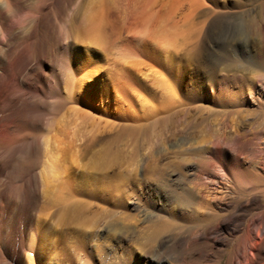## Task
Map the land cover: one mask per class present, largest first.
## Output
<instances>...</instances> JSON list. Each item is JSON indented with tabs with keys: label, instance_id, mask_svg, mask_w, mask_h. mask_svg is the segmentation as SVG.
<instances>
[{
	"label": "rangeland",
	"instance_id": "374dc122",
	"mask_svg": "<svg viewBox=\"0 0 264 264\" xmlns=\"http://www.w3.org/2000/svg\"><path fill=\"white\" fill-rule=\"evenodd\" d=\"M0 97V264L11 209L18 264H135L152 215L264 216V0H0Z\"/></svg>",
	"mask_w": 264,
	"mask_h": 264
},
{
	"label": "bare ground",
	"instance_id": "6f19581e",
	"mask_svg": "<svg viewBox=\"0 0 264 264\" xmlns=\"http://www.w3.org/2000/svg\"><path fill=\"white\" fill-rule=\"evenodd\" d=\"M48 89H50V87ZM5 93L6 91H2V94ZM21 93L22 91H20V94ZM19 98L18 108L22 106V95L19 96ZM3 108L0 107V115L5 114ZM1 120L2 116H0V124ZM13 146V143H8V150H10V148ZM3 150L4 147H0V153H2ZM47 166L49 167V165ZM236 179H238V182H243L245 181V175L241 172L237 173ZM1 182L2 181L0 180V193L3 186V183ZM32 186L34 195L36 188L34 184ZM228 195L229 193H224L218 198H216V195H211L210 199L212 203L217 201L225 202ZM32 202L34 203V201ZM201 202L202 200L200 195L186 193L181 197L172 199L171 204L176 205L177 208L178 206L182 208H180V216L184 215L187 218L189 217L195 220V218H198L199 216L197 214V207L201 204ZM247 208V204L241 207V209H243L245 212L247 211ZM17 216V213L15 214L11 209L8 216L5 217V223L8 226L11 224L13 225H11L14 229L13 234L16 235V240L18 243V256L16 260V263L18 264L20 254L22 252V228H20V226H22L23 221L24 228L26 230L31 229L32 216L29 214L28 216L24 217L23 220L20 216ZM148 218L152 226L151 238H155L153 245H151L149 250L151 256H145V258L140 259L135 264H209V262L210 264H219L217 260L213 259L215 258V254L218 252H223L224 250L222 247L228 241L227 237L236 233H239L240 237L227 259V264H264V216L262 213L259 215H250L248 213L242 214V216H237L235 219L229 218L230 220L227 219L225 222L215 221V223H206L203 225V227H198L199 225H197L195 229L190 231L185 230L186 232H171L169 234L162 233V226L168 225V223L171 221L168 222L159 215H152ZM172 218L174 222L177 220V217ZM214 247H216V251H212V248ZM186 260L189 262H186Z\"/></svg>",
	"mask_w": 264,
	"mask_h": 264
}]
</instances>
